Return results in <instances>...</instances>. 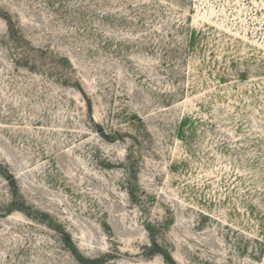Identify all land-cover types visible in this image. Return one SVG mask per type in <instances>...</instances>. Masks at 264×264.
<instances>
[{"label": "rangeland", "instance_id": "rangeland-1", "mask_svg": "<svg viewBox=\"0 0 264 264\" xmlns=\"http://www.w3.org/2000/svg\"><path fill=\"white\" fill-rule=\"evenodd\" d=\"M0 264H264V0H0Z\"/></svg>", "mask_w": 264, "mask_h": 264}]
</instances>
